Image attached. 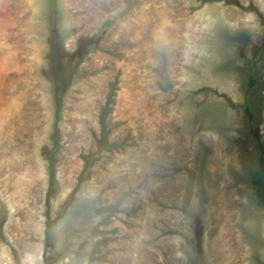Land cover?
Here are the masks:
<instances>
[{"label": "rangeland", "instance_id": "1", "mask_svg": "<svg viewBox=\"0 0 264 264\" xmlns=\"http://www.w3.org/2000/svg\"><path fill=\"white\" fill-rule=\"evenodd\" d=\"M256 127L264 0H0V264H264Z\"/></svg>", "mask_w": 264, "mask_h": 264}, {"label": "trees", "instance_id": "2", "mask_svg": "<svg viewBox=\"0 0 264 264\" xmlns=\"http://www.w3.org/2000/svg\"><path fill=\"white\" fill-rule=\"evenodd\" d=\"M51 46L53 48L54 53H58V52L62 51L58 36L55 34L51 38ZM67 63L71 66L73 65L71 58H68ZM53 77H54L56 87L59 88L60 82H59V77H58L57 73L54 72ZM253 79H254V77L252 76L251 80H250V88H253L255 85V82ZM59 107L60 106H58V113L60 112ZM246 113H247V116L250 118V120L254 119V115H253L251 109L247 108ZM251 134L254 137V139L256 140V148L259 151V153L257 155V161H258L259 166H260V176L255 180V186L258 189L257 192H258V195L260 197L259 199L262 202L263 207H264V145L260 141V133H259V129L257 127L252 129Z\"/></svg>", "mask_w": 264, "mask_h": 264}]
</instances>
